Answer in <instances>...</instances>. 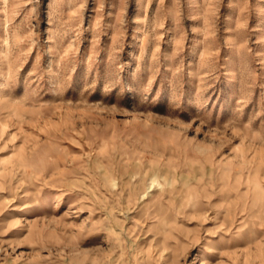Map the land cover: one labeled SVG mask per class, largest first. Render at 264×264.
I'll return each mask as SVG.
<instances>
[{
	"label": "rangeland",
	"instance_id": "rangeland-1",
	"mask_svg": "<svg viewBox=\"0 0 264 264\" xmlns=\"http://www.w3.org/2000/svg\"><path fill=\"white\" fill-rule=\"evenodd\" d=\"M0 264H264V0H0Z\"/></svg>",
	"mask_w": 264,
	"mask_h": 264
}]
</instances>
